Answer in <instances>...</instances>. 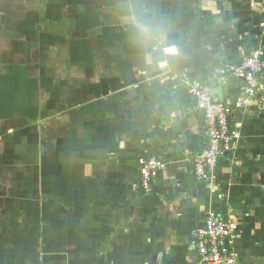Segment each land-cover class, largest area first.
Returning a JSON list of instances; mask_svg holds the SVG:
<instances>
[{
  "label": "crops",
  "instance_id": "1",
  "mask_svg": "<svg viewBox=\"0 0 264 264\" xmlns=\"http://www.w3.org/2000/svg\"><path fill=\"white\" fill-rule=\"evenodd\" d=\"M258 48L264 0H0V264H196L208 210L236 229L234 264H264V105L233 113L215 192L192 169L193 85L237 100L221 73ZM141 156L165 164L148 192Z\"/></svg>",
  "mask_w": 264,
  "mask_h": 264
},
{
  "label": "built area",
  "instance_id": "2",
  "mask_svg": "<svg viewBox=\"0 0 264 264\" xmlns=\"http://www.w3.org/2000/svg\"><path fill=\"white\" fill-rule=\"evenodd\" d=\"M264 73V48H258L243 57L237 65L225 68L219 79L241 83L240 98L222 101L210 94L208 88L198 84L192 87L196 107L203 113V130L208 138L206 147L192 158L194 179L213 193L211 173L220 162L234 151L236 135L232 115L244 110L253 101L264 105V89L259 78ZM165 164L155 157H139L137 173L139 187L152 189L159 171ZM192 247L196 252V264H234L233 249L237 240L236 229L220 213L206 211L202 222L191 230Z\"/></svg>",
  "mask_w": 264,
  "mask_h": 264
},
{
  "label": "clouds",
  "instance_id": "3",
  "mask_svg": "<svg viewBox=\"0 0 264 264\" xmlns=\"http://www.w3.org/2000/svg\"><path fill=\"white\" fill-rule=\"evenodd\" d=\"M137 27V39L142 44H150L154 41H162L163 40V24H155L153 22H143L137 23L135 20Z\"/></svg>",
  "mask_w": 264,
  "mask_h": 264
},
{
  "label": "water",
  "instance_id": "4",
  "mask_svg": "<svg viewBox=\"0 0 264 264\" xmlns=\"http://www.w3.org/2000/svg\"><path fill=\"white\" fill-rule=\"evenodd\" d=\"M212 94H217L220 98H222L221 97V91L220 90H213L212 91Z\"/></svg>",
  "mask_w": 264,
  "mask_h": 264
}]
</instances>
